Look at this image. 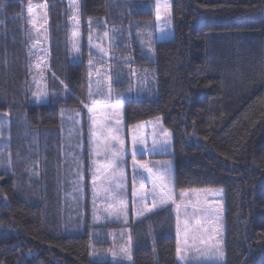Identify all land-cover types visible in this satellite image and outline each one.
Listing matches in <instances>:
<instances>
[{
  "label": "trees",
  "instance_id": "obj_1",
  "mask_svg": "<svg viewBox=\"0 0 264 264\" xmlns=\"http://www.w3.org/2000/svg\"><path fill=\"white\" fill-rule=\"evenodd\" d=\"M80 1L84 19L113 20L127 2L152 5L151 12L140 8L129 15L139 22L152 18L158 29L157 95L125 102L126 128L159 120L171 143L153 158L170 164L168 187L172 181L177 192L224 190V264H264V0ZM22 3L0 0V117L10 115V148L17 159L10 172L0 166V264H124L92 257L97 241L89 203L84 226L61 217L54 133L60 110L75 108L73 97L85 96L86 66L70 63L68 10L64 0L51 1V96L34 104ZM24 130L40 136L41 161L36 151L30 155L40 162L38 178L31 172L36 167L27 171V162H19L22 149L16 145ZM175 223L171 205L130 221L133 264H179Z\"/></svg>",
  "mask_w": 264,
  "mask_h": 264
},
{
  "label": "rangeland",
  "instance_id": "obj_2",
  "mask_svg": "<svg viewBox=\"0 0 264 264\" xmlns=\"http://www.w3.org/2000/svg\"><path fill=\"white\" fill-rule=\"evenodd\" d=\"M15 1V0H14ZM23 2V12L25 13V23L27 25V41H28V54L30 57L29 61V87L31 91V101L35 103L33 93L37 92L38 87L42 90L47 91V100L42 101L39 105L46 104L51 96V91L49 90L51 84L49 75H53L51 71V56H50V34H49V5L53 0H16ZM66 4V9L68 10L67 16V51L69 55V61L71 64L83 63L86 66V84H85V96L82 100L73 99L78 102V106L74 107H64L60 110V128L54 135L59 139V150H58V165L56 172V183L57 190L60 192V214L64 216L68 225H76V220H78V226H84L83 222L86 219V205L89 203V213L91 214L90 224L92 225L91 235L93 239L97 242L92 243V257L99 259L106 258L111 259L115 263L122 262L124 264H133L132 259V240L129 245L128 236L131 235L129 228V221L137 222L136 215L132 210L130 205L128 206L127 213L120 211L119 206L115 205L109 208L108 202L105 200L103 193L99 188L93 187V172L95 167L93 165L94 156H90V145L88 143L89 139V115L87 108L84 104H90L91 100L89 98V59L93 60V82L92 89L95 92L97 78L95 69H100L101 75L100 79L107 84L106 73L109 70L113 72H120L121 77L119 82H114L112 84V103L121 104V133L120 137L124 140L125 146L129 149L128 154L125 156L124 163L122 165V171L125 174V188L126 182L128 180L127 176V159H132L130 150L131 142L133 136L138 139H144L147 137V142L150 145L153 139V133L157 130H165L161 122L157 119L150 123H144L141 126H133L131 130H127L124 121V105L127 100L132 98L143 99L145 97H152L156 91L157 74L155 71V61H156V35L158 36V29H155L154 20L149 18H140L145 21H138L133 17L134 11L140 8L147 9V11L152 10V5L149 3H141L139 6L137 4H132V2H127L122 5L125 8L124 13L118 17L110 20L108 18H82V13L80 10V0H64ZM44 4H47V16L45 19H40L44 16ZM138 6V7H137ZM32 7L36 11L32 16L28 13V8ZM79 21L78 28L76 27V21ZM46 20V22H45ZM31 21V22H30ZM116 21V22H115ZM35 25V28H34ZM38 28L41 30L42 38L46 37L45 40H41L40 43L36 42V31ZM115 30V31H113ZM73 31L78 32L79 37V60H74L73 56L75 53L72 50V45L70 42L71 34ZM108 32L109 37H114L115 39L110 42L108 37L104 36V33ZM31 36V39H30ZM92 37L91 44L89 42V37ZM35 45V47H33ZM99 45L103 47L106 51V55H102L99 49L96 47ZM46 48L47 53L42 54L37 51V49ZM40 63L41 66L47 63V68L44 71V76L41 79L39 70L36 65ZM136 75L133 76L132 72ZM35 77V80H34ZM60 84L69 91V89L64 86L63 82ZM133 89L129 91V89ZM105 95H107V87L104 89ZM95 99H100V97H94ZM79 111L80 116L76 117L75 113ZM78 119L79 124H74L72 119ZM10 115L2 114L0 117V127H1V140H0V166L4 171L10 172L12 165L15 163L16 158L12 157V150L10 148ZM148 124H151L148 126ZM149 127V128H147ZM168 131V130H167ZM23 140L19 145L20 148V159L19 162H27L28 169H33V176L39 177L41 172H39V164L36 159H30V155L36 151L37 158L41 161V141L40 136H31L27 130L23 131ZM160 138V137H158ZM36 145V147H35ZM158 153H155L157 156ZM18 155V154H17ZM154 154L150 155H138L137 158H144L140 160L141 162L151 161L153 165L160 164L155 160ZM79 161V167H77L76 162ZM129 163V162H128ZM24 165V164H23ZM22 165V166H23ZM30 172V173H31ZM132 172V169H131ZM129 173V172H128ZM171 173V171H170ZM130 175V173H129ZM146 175V174H145ZM171 175V174H170ZM41 176V175H40ZM80 176L83 179H80ZM172 176V175H171ZM79 180V183L76 181ZM99 183V181H97ZM172 183V181H171ZM107 185H105L106 187ZM127 188L125 195L127 197ZM182 193H199V203L202 206L212 208L214 210L213 216L218 217L209 224H205V227H210L213 229L210 233L205 234V239L210 235L213 239L210 241L213 244L219 243L224 251V235H225V207H224V190L223 188H203V189H192V190H182L176 194L177 202L180 203V197ZM87 196H89L87 201ZM193 201L197 199L196 196L192 197ZM128 203V202H127ZM130 204V203H129ZM172 209L175 206L171 205ZM120 211L119 217L115 214ZM111 213V214H110ZM125 215L127 216V223H125ZM142 218V217H141ZM139 218V219H141ZM184 217H181L183 221ZM176 220V213H175ZM176 229V223H175ZM216 229L221 232L219 240L216 239ZM176 231V243L178 240L177 229ZM102 238H106L102 241ZM179 240L181 247H184V233H180ZM99 242L103 245L98 246ZM97 244V245H96ZM189 245H191V240H189ZM203 247V245H199ZM128 248L129 251L125 253L122 249ZM177 254V251H176ZM198 255L195 251L191 253L193 257L189 261V264H224V258L222 261H216L213 259H203L199 262L195 260ZM99 256V257H98ZM130 257V258H129ZM179 264H185V261L178 258Z\"/></svg>",
  "mask_w": 264,
  "mask_h": 264
},
{
  "label": "snow or ice",
  "instance_id": "obj_3",
  "mask_svg": "<svg viewBox=\"0 0 264 264\" xmlns=\"http://www.w3.org/2000/svg\"><path fill=\"white\" fill-rule=\"evenodd\" d=\"M44 8V16L40 19H45L47 16V4L42 6ZM36 10L32 7L28 8L30 16L34 14ZM160 8H157V20H161L159 15ZM31 22V21H30ZM46 22V20H45ZM79 21H76V27L78 28ZM35 28V25H34ZM165 29L161 27L160 31L163 32ZM36 42L40 43L41 40L46 41V37L42 38L41 30L36 28ZM115 31V30H113ZM105 37H108L110 42L113 41L114 37H109V33H104ZM31 39V36H30ZM92 37H89L91 44ZM70 42L72 50L75 53L73 56L74 60H79V37L78 32L73 31L71 34ZM35 47V45H33ZM102 55H106V51L99 45L96 46ZM42 54L47 53L46 48L37 49ZM89 98L90 104H84L87 108L89 115V139L90 145V156H94L93 165L95 171L93 172V187L99 188L103 193L105 200L108 202L109 208L115 205L119 206L120 211L127 213L128 203L125 195V174L122 171V165L125 160V156L128 154L129 149L125 146V142L120 137L121 133V104L112 103V84L119 82L121 73L113 72L109 70L106 73L107 84L99 78L101 75L100 69H95L96 72V89L93 92V60L90 58L89 61ZM47 63L42 66L40 63L36 65L39 70L41 79L44 76V71L47 68ZM132 75L136 73L133 71ZM35 80V77H34ZM107 87V95H105L104 89ZM133 89H129L132 91ZM100 97L95 99L94 97ZM35 103L39 105L42 101L47 100L48 93L38 87L37 92L33 93ZM76 117L80 116L79 111L75 113ZM73 120L74 124H79L78 119L69 117ZM160 137V138H158ZM171 143V134L167 130H157L153 133V139L149 145L147 137L144 139H138L133 136L131 142V158H132V206L136 218L148 217L160 210L167 208L170 205L175 206L176 213V229H177V254L178 258L185 261V264H189V261L193 259L191 253L195 251L198 255L195 257L197 262L203 259H213L216 261H222L224 258V251L219 243L213 244L210 241L213 239L210 235L205 239V234L213 231L210 227H205V224H211L215 218L213 216L214 210L202 206L199 203V193H182L180 197V203L172 190L168 187V181L170 176V164L165 162L159 166L153 165L151 161L141 162L137 159L138 155H150L158 152H166ZM79 161L76 162L79 167ZM146 174V175H145ZM80 179H83L80 176ZM99 181V183H97ZM79 183V180L76 181ZM139 183V188L137 184ZM151 185L149 189L147 185ZM105 185H107L105 187ZM196 196L197 199L193 201L192 197ZM151 199L152 203L149 205L147 201ZM120 211L115 214L117 217L120 215ZM111 214V213H110ZM184 217L181 221V217ZM125 223H127V216L125 215ZM184 233V247H181L179 240L180 233ZM216 239L222 235L221 232L216 229ZM132 237L128 236L129 245L131 244ZM191 240V245H189ZM203 245V247H199ZM125 253L129 251L128 248L122 249ZM130 258V257H129Z\"/></svg>",
  "mask_w": 264,
  "mask_h": 264
},
{
  "label": "crops",
  "instance_id": "obj_4",
  "mask_svg": "<svg viewBox=\"0 0 264 264\" xmlns=\"http://www.w3.org/2000/svg\"><path fill=\"white\" fill-rule=\"evenodd\" d=\"M139 161L141 160V159H139V158H137ZM129 162V163H128ZM127 166H128V168H127V176H128V180H127V182H126V188H127V202H128V206L130 205V207H132V210H133V206H132V180H131V177H132V172H131V169H132V159H127ZM130 173V175H129V173ZM139 188V187H138ZM169 189L170 190H172L173 191V193H174V195L176 196V194L178 193L177 191H176V189L174 188V186L172 185V183H170V185H169ZM130 203V204H129ZM147 203L149 204V205H151V203H152V200L151 199H149L148 201H147ZM129 223H130V221H129ZM176 230V229H175Z\"/></svg>",
  "mask_w": 264,
  "mask_h": 264
}]
</instances>
